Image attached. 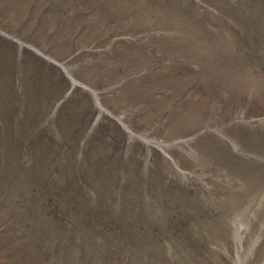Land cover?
<instances>
[{
    "label": "rangeland",
    "instance_id": "1",
    "mask_svg": "<svg viewBox=\"0 0 264 264\" xmlns=\"http://www.w3.org/2000/svg\"><path fill=\"white\" fill-rule=\"evenodd\" d=\"M69 1L0 0V29L36 48L42 54L37 57L55 59L75 79H88L102 106L129 127L130 152L118 159L121 171H110L106 184L127 176L124 191L135 193L133 166L139 165L140 144L154 148L165 158L155 159L164 171L154 165L151 176L152 186L163 189L158 197L163 212L188 216L184 237L190 241L175 239L181 236L173 228L159 225L169 243L118 250L116 255L130 259L121 264H264V0H75L74 17L64 11L44 17V10ZM86 7L90 12L83 14ZM58 24V34L54 30L50 37L48 27ZM111 33L114 37L107 39ZM2 38L0 33L2 105L15 96L10 87H22L30 109L33 77L44 71L41 120L48 124L62 95L50 87L58 88L59 74L26 59L23 77L12 78L16 51ZM102 39V53L92 55ZM83 44L89 50L75 55L72 51ZM78 104L81 112L89 106L85 97ZM96 111L87 132L82 124L73 131L101 136L107 125L99 121L106 112L98 105ZM121 134L114 131L116 144L123 141ZM17 153L4 161L10 182L0 197V231L9 233L2 241L12 245L14 234L25 233L24 224L33 233L44 230L23 259L47 264L45 249L61 232L42 212L30 214L27 198L40 203L41 188L18 166ZM93 171L99 178V167ZM135 180L143 186L141 176ZM85 240L93 245L91 234ZM96 248L99 255L106 253L104 244ZM67 258L73 261L71 251ZM20 260L15 255L10 264ZM105 261L113 264L107 254Z\"/></svg>",
    "mask_w": 264,
    "mask_h": 264
},
{
    "label": "trees",
    "instance_id": "2",
    "mask_svg": "<svg viewBox=\"0 0 264 264\" xmlns=\"http://www.w3.org/2000/svg\"><path fill=\"white\" fill-rule=\"evenodd\" d=\"M64 113L68 114L69 111H66V108L63 109ZM71 116L72 114L69 113ZM68 117V116H67ZM71 119L70 122H72ZM53 134L45 133L43 136H36L35 143H43V160L41 159V155L35 157V162L37 163V167L39 163L43 162V167H38L40 170L43 169V191L40 194V203L36 201V199L31 196L30 200L27 198V203L25 205L30 207V214L35 216L38 213L42 212L43 216L46 215L47 218L51 219L52 223L56 224L61 231L62 238H53L49 250L45 249V256L48 259V264H68L67 263V252L75 249L74 256V264H83L86 262H92L97 257V248L99 244H104L105 249L110 252H115V249H123L128 246L137 247V240L134 237H130L131 233L138 231L139 237L147 234L148 229H142L139 231L140 227L135 228L134 222L122 223L118 218H112L107 216L105 213L100 212L98 215L91 213L88 209L83 210L81 213L77 212V207H73L72 205H62L60 200L63 198H67L71 196L73 193L71 192V186H77V170L73 165V161L75 160V148L77 144V137L72 136L70 138L55 136L53 139ZM46 139H50L49 141H45ZM8 142L10 144H17V141L13 140V138H8ZM34 142V141H33ZM0 147L6 146V138L1 139ZM67 147L68 153L66 158L63 160L59 155H57L58 147ZM31 155V151H30ZM89 156V165L85 168V175L88 178V181L79 179L80 188L83 190L86 187L91 185L96 186L100 191H105L107 188H114L115 185H109L105 183V174L103 170L100 169V177L97 178L93 173L94 165ZM31 163L30 166H32ZM53 165V166H52ZM52 166V167H49ZM70 166V168L68 167ZM37 167L33 168L32 171L36 172ZM50 169V172L48 170ZM71 170L74 171L71 173ZM28 174H32L29 172ZM108 174V173H107ZM53 179H61L62 183L56 184L54 189L50 186L49 176ZM0 176L3 177L4 173L0 171ZM5 180V181H3ZM2 182L7 185L6 177L2 179ZM70 189V190H69ZM4 191V190H3ZM143 191V190H142ZM141 191V193H142ZM5 192V191H4ZM139 193L138 196L141 194ZM22 192L18 191V196H21ZM149 195L156 194L155 190L148 189ZM124 195V193H123ZM132 196L137 198L138 196L132 192ZM26 198V195H23V200ZM68 200L70 197L67 198ZM125 201L128 204H137L142 202L143 199L140 198V201H137L134 198H127L124 196ZM42 207V209H40ZM137 206L128 205L125 206V209L133 212L138 215H143V212H138ZM96 216H94V215ZM180 225H178L180 230ZM25 233L22 238H19L14 244H12L16 249L13 253V257L16 255L18 258H21L15 264H19L20 262L25 260L24 253H29V250L34 244L37 246V242L43 237L45 234L44 230L41 229L37 233H33L34 231L32 227L24 224ZM36 231V230H35ZM91 234L93 237V245L90 247L86 241L83 239ZM61 240L64 241L63 246L61 245ZM62 246V248H61ZM62 250V252H61ZM3 252H6L4 250ZM7 255H2L0 257L5 263ZM29 259V258H28Z\"/></svg>",
    "mask_w": 264,
    "mask_h": 264
}]
</instances>
